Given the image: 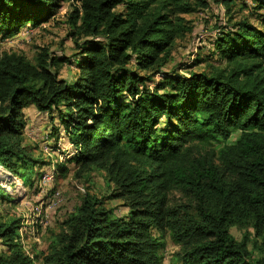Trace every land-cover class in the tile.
<instances>
[{"label":"trees","instance_id":"16d2710c","mask_svg":"<svg viewBox=\"0 0 264 264\" xmlns=\"http://www.w3.org/2000/svg\"><path fill=\"white\" fill-rule=\"evenodd\" d=\"M60 1L0 0V29L12 36L40 24ZM73 5V77H60L66 59L48 49L35 61L0 52V164L27 178L44 163L25 143L23 110L56 114L78 149L77 175L105 171L108 198L129 213L87 193L32 257L20 219L0 212V264H164L166 236L179 246L178 264H264V24L238 22L216 38L221 65L185 77L162 71L191 30V0ZM173 191L185 203H172ZM235 226L259 239L248 230L235 237Z\"/></svg>","mask_w":264,"mask_h":264},{"label":"rangeland","instance_id":"374dc122","mask_svg":"<svg viewBox=\"0 0 264 264\" xmlns=\"http://www.w3.org/2000/svg\"><path fill=\"white\" fill-rule=\"evenodd\" d=\"M191 2L196 8L185 15L191 30L176 41L173 53L163 68L164 74L189 77L191 71L206 69L207 63L221 65V55L215 46L218 36L236 30L240 21L264 24V7L258 0H232L228 5L222 0ZM73 11V0H61L57 13L40 24L23 26L12 36L0 29V52L24 54L35 61L43 49H48L50 55L66 59L60 66V77H73L75 61L79 57L75 55L77 50L71 34ZM162 73L155 76L156 83ZM23 114L26 119L25 143L44 163L37 164L27 178L5 170L0 164V212L6 219H20V241L28 254L33 257L47 251L54 235L60 232L63 222L87 193L103 199L104 205L120 216L129 213L123 200L108 198L111 185L105 171L92 169L77 175L78 168L70 159L78 149L64 133L56 114L52 120L48 113L40 112L33 106L25 108ZM57 126L59 132L52 137L53 127ZM62 166L69 168L65 175L61 171ZM170 199L174 204L186 201L178 191H173ZM247 230L252 237L258 238L251 228H231L232 234L239 239ZM260 240L264 241V238ZM163 242L161 253L164 264H178L175 253L179 246L169 236ZM35 264H39L37 259Z\"/></svg>","mask_w":264,"mask_h":264},{"label":"built area","instance_id":"2783aa9c","mask_svg":"<svg viewBox=\"0 0 264 264\" xmlns=\"http://www.w3.org/2000/svg\"><path fill=\"white\" fill-rule=\"evenodd\" d=\"M32 256V255H31Z\"/></svg>","mask_w":264,"mask_h":264}]
</instances>
